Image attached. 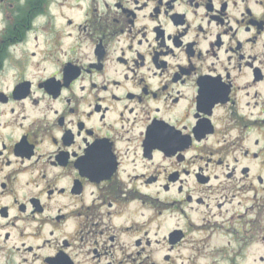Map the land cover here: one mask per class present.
I'll list each match as a JSON object with an SVG mask.
<instances>
[{"label": "flooded vegetation", "instance_id": "obj_1", "mask_svg": "<svg viewBox=\"0 0 264 264\" xmlns=\"http://www.w3.org/2000/svg\"><path fill=\"white\" fill-rule=\"evenodd\" d=\"M0 264H264V0H0Z\"/></svg>", "mask_w": 264, "mask_h": 264}]
</instances>
